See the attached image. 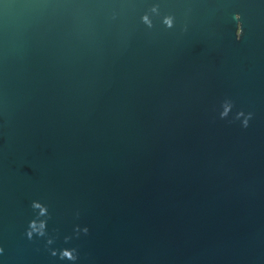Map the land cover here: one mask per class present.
Masks as SVG:
<instances>
[{"label":"water","instance_id":"obj_1","mask_svg":"<svg viewBox=\"0 0 264 264\" xmlns=\"http://www.w3.org/2000/svg\"><path fill=\"white\" fill-rule=\"evenodd\" d=\"M0 264H264V0H0Z\"/></svg>","mask_w":264,"mask_h":264},{"label":"clouds","instance_id":"obj_2","mask_svg":"<svg viewBox=\"0 0 264 264\" xmlns=\"http://www.w3.org/2000/svg\"><path fill=\"white\" fill-rule=\"evenodd\" d=\"M245 123L247 124V121ZM37 207H39V205H37ZM32 227H33V229H36V224L34 223ZM42 228H43V225H40V229H42ZM87 231H88V229H85V232H87ZM41 234H43L42 231H41ZM31 235H32V233L29 232V236H31ZM63 256L64 257H67L69 259H74L75 258V257H73L72 252L71 251H68V250H65L63 252Z\"/></svg>","mask_w":264,"mask_h":264}]
</instances>
